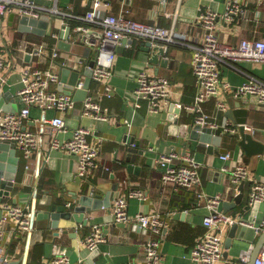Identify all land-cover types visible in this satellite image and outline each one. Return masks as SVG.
<instances>
[{
	"label": "crops",
	"instance_id": "1",
	"mask_svg": "<svg viewBox=\"0 0 264 264\" xmlns=\"http://www.w3.org/2000/svg\"><path fill=\"white\" fill-rule=\"evenodd\" d=\"M35 1L43 7L45 15L56 19L55 27L50 26L46 34L38 35L19 31L20 19L18 17L11 19L12 13H8L4 21V38L0 41V57L4 59L5 68L2 73L6 77V82L0 83V98L3 93L10 92L12 96L7 99V102L12 104V108H16V103L18 109L24 107L21 101H16L18 92L23 87L21 73L25 67L52 69L60 76L61 64L84 68L91 62H96L97 47L89 44L79 32L70 40L69 49L59 44L60 29L64 25H72L74 29L77 25H91L85 19L90 9V1ZM226 1L184 0L178 6L177 0H167L163 11L157 9L158 3L155 0H112L111 11L115 14L128 11L127 15L130 18L145 23H157L165 28L175 26L177 31L183 34L185 30L194 28L198 24V17L203 7H210L221 12L225 10ZM246 1L248 2L246 17L231 25L222 24L220 28L222 39L232 44H237L241 38L264 39V25L254 20L255 13L260 8L259 2L258 0ZM167 12L172 13V16L166 15ZM40 29L43 30L42 27ZM94 29V33L98 34L99 30ZM148 42L150 40L134 37L130 41L131 48L123 46L118 50L111 79L103 82H94L91 79L88 90L101 101L104 107L108 108L107 121L80 117L79 111L85 97L84 92L78 94L76 111L60 113L67 121V130L57 136L61 142L70 139L80 124H85L92 130L91 137L96 144L101 141V156L93 174L87 178L77 177L79 157L71 155L64 149H52L47 143L44 146L43 157L49 156V159L47 162L43 161L41 174L37 177L34 172L35 166L26 168L27 160L17 152V156L20 157L17 177L14 188L9 194L0 193V216L6 205H27L35 189L39 195L40 212L50 208L48 201L58 202L63 196L70 200L71 191H80L89 187L91 190H101L103 193L112 190L111 201L117 196L128 197L131 190L135 188L143 190L147 199L138 197L130 199L129 223H117L108 202V207L87 213L86 225L78 224L74 219L71 222L62 223L59 236H56V229L50 228L49 220L38 218L34 240L29 247L23 236L7 227L8 233L0 239V264L5 263L3 258L6 255H8V261L5 264H50L48 259L58 250L64 249L72 264H147L144 243L149 239L150 233L135 223L134 218L139 211L146 214H160L168 224L161 234L153 236L162 243L163 259L160 264H194L191 251L196 241L207 232L203 220L210 214V209L205 206L204 200L199 204L193 190H176L173 185L162 183L156 160L159 153H169L177 149L187 150L195 155L202 164L200 189L209 196L222 195L224 200L220 206L223 212H225L223 202L225 200L232 202L240 194L239 189L235 192L233 188H230V175L224 170L225 167L232 168L244 162L251 169L254 180H264V154L246 156L245 152L235 146L236 139L232 137L225 136L221 147L215 148L218 150L226 147L230 153L235 150V155L228 160L222 159L220 154L208 152L207 147L200 146L197 142H192L191 147H188L187 140L179 137L177 130L171 132L168 139L165 138L164 130L168 120L165 119L164 113L169 111L173 102L164 103L161 106L162 112L158 114L150 112L148 103L145 101L141 108H136V80L138 73L142 70L169 79L172 82L171 99L176 102L192 103L199 87L193 71V50L190 47L173 44L167 54L169 56L167 65L151 64L149 63L150 53L147 52L148 46H146ZM55 53L58 54L56 57H54ZM240 66L238 70L227 63L221 65L223 76L233 85L238 86L247 80L248 74L264 79V64L245 63ZM86 78L87 76L83 75L81 81L84 82ZM71 81L72 76L67 75L64 82L60 79V84L53 83L52 89L56 92L69 91L72 88ZM108 86L111 88L109 95L106 94ZM248 106L250 107L248 120L257 128L255 137L264 142V106H257L254 103H249ZM206 109L209 114L216 116L219 124H223L228 118L225 110L217 111L216 99L207 102ZM41 114L38 107L31 106L30 119L27 123L29 128H37L36 120L41 117ZM47 114L52 117L56 115V112L49 110ZM180 117L185 123L193 122L194 119L186 110H182ZM128 136L136 137L140 146L147 151V156L138 160L140 168L132 172L126 168L124 152L127 147L125 140ZM149 146H154L155 150L150 152ZM245 188L242 204L227 213L238 221L244 222L246 219L247 222L259 224L264 219V204L249 205L251 183H245ZM94 225H101L104 228L107 241L100 244L98 252L92 253L82 242L92 232ZM65 227H72L71 229L75 230L70 229L64 232ZM230 228L231 226L226 230L223 241L225 256L217 264H237L240 262V255L245 251H248L251 256L260 236L254 228L248 226V230L242 233L240 230L236 232L235 237L232 238L231 247L226 249L225 240Z\"/></svg>",
	"mask_w": 264,
	"mask_h": 264
},
{
	"label": "built area",
	"instance_id": "2",
	"mask_svg": "<svg viewBox=\"0 0 264 264\" xmlns=\"http://www.w3.org/2000/svg\"><path fill=\"white\" fill-rule=\"evenodd\" d=\"M90 9L85 15V19L91 23L88 25H77L76 32L82 34L86 41L97 47L95 67L92 68L91 79L94 82H103L113 76L114 62L118 50L121 47L131 48L130 41L134 37L150 40L153 45L164 48L166 54L173 44L190 47L193 50V71L198 82V90L194 95L192 103H181L171 99L172 82L166 77L158 74H149L142 70L137 75V86L135 89L136 108H141L143 102L148 103V109L153 113L162 112L161 106L175 103V107L186 110L194 117L193 122L202 128L212 129L222 128L223 133L235 135L243 125L247 132L256 134L257 128L248 120L244 124H239L226 118L223 124L216 121V116L209 114L206 103L216 99L217 111H227L235 101L243 99L246 104L254 103L257 106H264V79L253 74H248L247 80L240 85H233L223 76L221 65L227 63L240 70V65L251 63L254 65L264 64V39L261 38H241L237 44H232L220 36L222 24L231 25L241 18H245L248 13V2L246 0H227L225 10L218 12L210 7H203L198 24L194 28H188L180 34L175 26L161 27L157 23H145L134 18H130L128 11L115 14L111 11L112 0H89ZM157 1V9L165 10L167 0ZM178 6L184 0H177ZM259 9L255 13L254 20L264 25V0H258ZM53 11V10H51ZM8 13L15 14L19 19L23 16L41 19L46 12L35 0H0V41L4 38V21ZM158 14V12H157ZM168 16L172 13L167 12ZM97 28L101 37L94 33ZM58 54L55 53L54 57ZM169 60V56L166 55ZM4 59L0 57V83L6 82L2 70L4 69ZM23 87L18 92L20 101L24 107L16 112L4 111L0 109V142L14 143L17 152L21 153L26 162V168L35 166L34 172L40 176L43 161H48V157H43L45 144H49L52 149L66 150L71 155L79 157L77 177L87 178L93 174L97 168L101 152V141L96 144L92 140V130L85 124H80L73 132L70 139L60 141L58 134L67 130V121L61 112H73L77 110V101L73 93L64 91L56 92L52 89L53 83L60 84V76L52 69L41 70L32 66H27L21 73ZM81 80L73 86V90L84 88ZM111 88L108 86L106 94L109 95ZM82 107L79 111L81 118L88 117L95 120L108 119V108L104 107L101 101L89 92L82 100ZM31 106L38 107L42 114L36 120L37 128H29L27 123L30 119ZM54 110L56 115L50 117L47 112ZM129 124V120H128ZM150 152L154 151V146H149ZM222 159L232 158L230 152L221 155ZM157 167L161 172V180L164 184L173 185L176 190H193L198 198L199 204L205 201V206L209 207L210 214L204 217L203 223L207 227V232L196 241L192 248L191 259L194 264H217L224 257V237L228 227L239 222L248 225L261 235L264 231V219L258 223L238 221L227 212L221 210L222 195H206L201 189V162L190 151L171 150L169 153H159L157 157ZM229 172L230 188L238 192V187L243 183H251L248 197L249 205L264 204V180L257 181L251 174V169L246 164L239 163L232 168L225 169ZM38 191L35 189L32 199L27 205L9 204L3 209L0 216V239L4 238L10 227L12 231L18 232L25 238L27 247L34 240L36 224L38 220L39 199ZM147 199L143 190L132 189L128 197L117 196L112 200V212L116 222L129 223V201L132 198ZM146 231L150 237L144 243L145 262L147 264H160L163 259L162 243L153 238L154 235L161 234L168 226L166 220L157 213L146 214L142 211L136 213L134 218ZM107 241L104 228L94 225L92 232L83 240L82 244L90 252H98L100 244ZM249 252L245 251L240 255V262L246 264L249 260ZM22 259V258H21ZM7 263L8 255L3 258ZM22 261V260H21ZM23 261H25L23 259ZM26 262V261H25ZM50 264H72L66 250H58L54 256L48 259ZM256 264H264V248L257 258Z\"/></svg>",
	"mask_w": 264,
	"mask_h": 264
},
{
	"label": "water",
	"instance_id": "3",
	"mask_svg": "<svg viewBox=\"0 0 264 264\" xmlns=\"http://www.w3.org/2000/svg\"><path fill=\"white\" fill-rule=\"evenodd\" d=\"M15 17V14L11 15V19H14ZM55 25L56 19L50 15H44L43 17H41V19L23 16V18L20 19L19 31H26L38 35H44L47 33V29L50 26L55 27ZM41 27L43 28V30L40 29ZM77 33L78 32H76L72 25H64L60 29L59 44L65 45L66 48L69 49L71 47L70 40L74 38ZM97 35L98 37H101L102 33L99 32ZM146 46H148L147 52L150 53L149 63H161L163 65L168 64V60L166 59L167 54L163 47L153 45L151 42H148ZM60 66L62 67L60 79L63 82L65 81L67 75L72 76V81L70 83V86L72 88L69 91L65 92L73 93L75 100L78 98L79 92H84L86 97L88 89L90 88L92 68L95 67V62H91L88 67L84 68L69 64H61ZM83 75L87 76L86 80L84 81V88L78 89L77 91L73 90V86H75L78 81L81 80V77ZM11 96L12 94L10 92L2 94L0 98V109L6 112L17 111V103L15 106L16 108H12V104L7 102V99ZM16 102H20L19 97L17 98ZM249 112L250 107L248 106V104L243 102V99H241L236 101L235 104H231V107L226 111V115L232 121L239 124H244L249 119ZM164 115L165 119L168 120V125L165 126L164 130V136L167 139L168 136H170L171 132L177 130L176 133H178L179 137L185 138L187 140L186 143L188 147H191L192 142H197L200 146L207 147L208 152L224 155L225 153H228V148L222 147L218 150H216L215 148L216 146L221 147L224 137L226 136L236 139L235 146L241 149V151L245 152V155L248 157L258 155L260 156L261 154H264V142H262L261 140L259 141L254 134L247 132L243 125L240 127L239 132H237L235 135H232L228 133L222 134L223 129L221 127L217 129H212L210 127L202 128L200 125H197L194 122L185 123L182 122V118L180 117L182 115V110L176 108L175 103H172L170 105L169 111L165 112ZM125 142L127 145L124 150L126 155V168L129 172H132L137 170V168H140L138 165V160L141 157H146L147 151L140 146V142L136 140V137L128 136ZM231 152L233 156L236 153L235 150H232ZM19 163L20 157L17 156L16 145L10 142H0V193L5 192L6 194H9V192L13 190ZM90 186H92V184ZM90 188L91 187L83 188L80 191H71L72 193L70 194V200L66 199L63 196L59 198L58 202L48 201V205L50 206V208L45 212L41 211L38 215V218L49 220L50 228L57 230L56 236H59L60 234V225L62 223H68L74 219L76 223L86 225L88 223L87 213L98 211L102 207H108V202L110 204V207H112V190H107L105 193H103V191L101 190L95 191L91 190ZM238 188L240 194H238L232 202L228 200H225V202H223L225 213L236 209L244 201L246 191L245 182H243ZM104 196H106V199H104ZM246 215L247 213L245 214V216ZM71 228L65 227L64 232H68ZM71 230L74 231L75 229L73 228ZM239 230L242 233L248 230V226L240 223H235L233 226H231L229 235L225 240L226 249L231 247L232 238L235 237L236 232ZM263 248L264 231L259 236L257 243L252 250L249 259L250 261L248 262V264H256L257 258L259 257Z\"/></svg>",
	"mask_w": 264,
	"mask_h": 264
}]
</instances>
